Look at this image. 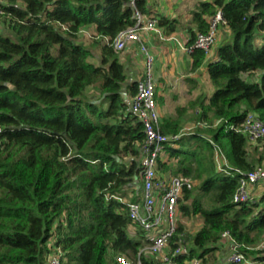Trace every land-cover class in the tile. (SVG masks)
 Returning a JSON list of instances; mask_svg holds the SVG:
<instances>
[{
    "label": "trees",
    "instance_id": "1",
    "mask_svg": "<svg viewBox=\"0 0 264 264\" xmlns=\"http://www.w3.org/2000/svg\"><path fill=\"white\" fill-rule=\"evenodd\" d=\"M0 7L7 22L0 29V264H49V241L65 251L66 264H115L120 253L161 264L158 256L140 253L144 229L127 203L111 197L128 198L139 183L146 137L131 110L139 80L126 86L123 50L113 45L135 22L129 0H0ZM138 8L159 17L167 33L185 26L181 18L154 14L146 0ZM219 9L230 35L218 60L208 63L207 85L177 108L178 117L161 124L163 132L179 134L182 116L193 113L192 132L169 143L167 158L158 161L163 174L194 183L179 201L182 219L170 243L175 247L179 233L187 238L189 252L176 257L180 264L193 258L217 264L229 231L247 257L264 264V252L256 249L264 235V190L257 185L248 201L233 200L244 173L264 162V154H249L258 142L237 130L249 113L264 121V35L257 43L264 0H200L187 46ZM190 55L193 70L205 64L203 49ZM215 146L233 168H218ZM194 215L202 224L189 233L183 218Z\"/></svg>",
    "mask_w": 264,
    "mask_h": 264
},
{
    "label": "built area",
    "instance_id": "2",
    "mask_svg": "<svg viewBox=\"0 0 264 264\" xmlns=\"http://www.w3.org/2000/svg\"><path fill=\"white\" fill-rule=\"evenodd\" d=\"M139 1L141 0H129V5L135 10V22L118 33L113 45L116 50H124L129 43L139 41L144 53V71L139 80L137 95L131 102V110L143 122L146 134L141 147L140 179L139 183L137 182L134 187L129 189L130 197L125 198L117 194H112L111 197L127 203L131 219L144 229L147 239L140 253L146 252L158 256L161 264H180L176 257L189 252L187 238L184 233H179L175 247H172L170 242L177 233L179 220L182 219L179 201L183 198L185 190L192 189L194 183L191 177L167 176L159 171L158 161L166 152L167 145L174 144L186 132L167 134L161 129L162 119L157 102L154 74L155 57L146 43L145 36L152 31L158 33L161 38H165L166 35L164 29L159 26L157 17L149 16L138 8ZM2 13L3 10L0 7V15ZM221 25H227V21L222 10L219 9L209 19L208 30L197 33L192 46H187L176 36L172 38L189 52L196 47L203 49L208 55L216 44ZM3 130L4 127L0 124V138ZM237 130L245 133L252 143L264 139V121L257 114L249 113ZM215 147L218 168L220 170L225 169V166L233 168L223 150L218 146ZM236 170L241 171L239 168ZM261 184H264V166L257 165L240 178L233 200L237 203L248 201L252 198L256 186ZM135 190H138V197H135ZM133 197L135 198L133 199ZM222 242L230 247L229 255L226 257L227 263L248 262L246 254L241 251V245L229 231L223 233ZM48 244L51 249L53 248L48 256V263L66 264L65 251L61 247L53 245V241H49ZM256 249L264 252V235ZM115 264H142V261L140 258L132 259L128 255L120 253L115 256ZM185 264H201V260L193 258L185 261Z\"/></svg>",
    "mask_w": 264,
    "mask_h": 264
},
{
    "label": "crops",
    "instance_id": "3",
    "mask_svg": "<svg viewBox=\"0 0 264 264\" xmlns=\"http://www.w3.org/2000/svg\"><path fill=\"white\" fill-rule=\"evenodd\" d=\"M199 1L200 0H146V6L154 14H166L172 19L178 17L183 19L185 23L184 27H180L172 33H167L165 28L162 27L166 35L165 38H161L160 35L154 31L149 32V34L145 36L146 43L150 46L155 57L154 74L157 97L160 98L161 101H165V104L161 106V108L158 104L162 122L165 118L178 117V107L186 105L200 96L208 82V63L218 60V48L230 35L229 27L227 25H221L222 27L219 29L217 36V45L215 44L211 52L206 55L205 64L197 70L192 69L193 58L190 52L180 46L172 37L176 36L183 43H187L190 38L188 26L191 25L193 28H196L195 24H190L189 22L191 20V13L197 7ZM206 1L212 2L213 0ZM157 18L159 19V17ZM141 52L144 54L139 41L129 43L121 52L120 60L125 65L128 75L126 86L134 81L140 80L142 77L145 59L144 57H142L143 60L140 58ZM127 92L128 88L126 87L124 94L128 95ZM196 111L198 112V109ZM192 114L193 113H186L182 116L181 121L186 129L189 126L193 128V126L190 125L192 121L189 119ZM161 157L164 159L167 158L166 153ZM261 185H259V193L262 192L260 188H263L264 184ZM224 246H222L223 251L227 250L228 253L230 247L228 250V245ZM219 261L218 259L217 264H225L222 262L219 263ZM246 264H255V261L248 259Z\"/></svg>",
    "mask_w": 264,
    "mask_h": 264
},
{
    "label": "rangeland",
    "instance_id": "4",
    "mask_svg": "<svg viewBox=\"0 0 264 264\" xmlns=\"http://www.w3.org/2000/svg\"><path fill=\"white\" fill-rule=\"evenodd\" d=\"M5 20V18L2 16V17H0V29L2 28H4V27H7V22H5L4 21ZM222 26H220L219 28H221ZM218 33H219V31H218ZM87 34H89L88 32H84V34L83 35H86V37H88L89 35H87ZM263 35L264 34H261V35H259V37H258V39H257V43H261L262 41H263ZM217 36H218V34H217ZM216 45H217V42H216ZM148 47H149V49H150V46L148 45ZM141 51V50H140ZM150 51H151V53L153 54V52H152V50L150 49ZM142 57H144V54H142V52H141V56H140V58H142ZM142 60H143V58H142ZM243 76L244 77H247V78H250V79H252V80H259V78H260V73H256V74H252V75H248V74H246V73H244L243 74ZM90 89V88H89ZM88 89V90H89ZM87 90V91H88ZM165 91V90H164ZM167 91V90H166ZM157 102H158V104H159V106H160V108H161V106H163L164 104H165V101H161V99L160 98H158L157 97ZM166 105H168V104H166ZM193 119H194V117H193ZM191 126H193L194 124H190ZM190 127V126H189ZM189 127H187V129L186 128H184L182 131L183 132H186V133H190V132H192V129H188ZM200 130H202V129H200ZM248 150H249V154H250V157L252 158L253 157V155L254 154H256L257 156H259L261 153L262 154H264V141H261V142H258L257 144H255V145H249L248 146ZM261 165H263L264 166V162H263V164L261 163ZM196 182H197V184H198V181L196 180ZM263 190H264V185H263V188H262ZM3 193V190H1L0 189V194H2ZM183 221H184V223L186 224V227H187V229H188V231H189V233H194L196 230H198L199 228H200V226H201V224H202V219H201V217L199 216V215H194V216H191V217H184L183 218ZM261 240H262V237H261ZM261 240L259 241V243H258V246L260 245V243H261ZM223 246H224V243L222 244ZM257 246V247H258ZM225 247V246H224ZM227 248H228V250H229V245L227 246ZM222 252L223 253H221V254H219V256L217 257L219 260H221V259H224L225 257H228V255H229V252L227 253V250H225V251H223V249H222ZM222 255H224V256H222ZM247 257V256H246ZM155 258V257H154ZM156 259V258H155ZM247 259H252V258H250L249 256L247 257ZM157 261V260H156ZM157 262H159V261H157ZM223 263H224V261H222Z\"/></svg>",
    "mask_w": 264,
    "mask_h": 264
}]
</instances>
